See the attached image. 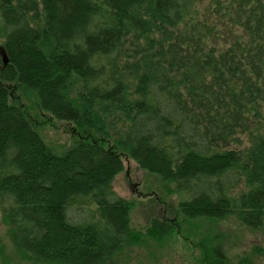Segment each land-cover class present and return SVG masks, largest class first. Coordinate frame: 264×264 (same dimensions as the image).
<instances>
[{"label": "trees", "instance_id": "1", "mask_svg": "<svg viewBox=\"0 0 264 264\" xmlns=\"http://www.w3.org/2000/svg\"><path fill=\"white\" fill-rule=\"evenodd\" d=\"M202 2L0 0V210L21 261L134 264L176 234L132 227L113 188L124 156L207 231L200 264H231L217 224L264 233V0ZM24 92L73 125L70 146L46 143ZM0 264H15L1 238Z\"/></svg>", "mask_w": 264, "mask_h": 264}, {"label": "rangeland", "instance_id": "2", "mask_svg": "<svg viewBox=\"0 0 264 264\" xmlns=\"http://www.w3.org/2000/svg\"><path fill=\"white\" fill-rule=\"evenodd\" d=\"M209 2L210 0H203L202 7H206ZM16 97L17 101L26 105L31 118L36 123L38 132L48 145L59 151L64 146L71 145L76 138V135L71 132L73 125L45 118L39 111L35 99L27 92H24L23 96L18 94ZM123 158L124 171L116 177L113 188L117 195L133 203L132 227L136 230H144L151 225L153 220L158 219L170 223L176 229V234L163 245H158L148 239L144 244L135 247L134 264H200L197 259L200 250L192 249L190 244L193 245L194 241L202 240L201 237L203 238L207 231L202 227L200 230L192 229L184 222L177 211L179 197L163 187L158 176L142 170L130 158L126 156ZM242 189L243 186L237 192ZM2 219L0 210V238L7 254L13 257L15 264H27L17 257ZM211 228L215 231L214 245L219 247V251H222L231 264L237 263L238 258L244 257L253 249L256 251L254 257L256 264H264L263 232L241 231L236 229L232 222H224ZM192 230L196 231L192 232ZM190 231L193 234L188 235ZM261 249L263 254L260 253Z\"/></svg>", "mask_w": 264, "mask_h": 264}, {"label": "water", "instance_id": "3", "mask_svg": "<svg viewBox=\"0 0 264 264\" xmlns=\"http://www.w3.org/2000/svg\"><path fill=\"white\" fill-rule=\"evenodd\" d=\"M4 60H5V62H7V61H6V57H5V56H4Z\"/></svg>", "mask_w": 264, "mask_h": 264}]
</instances>
